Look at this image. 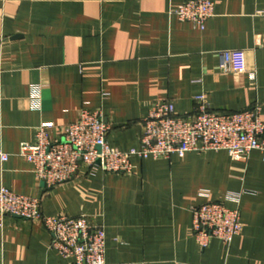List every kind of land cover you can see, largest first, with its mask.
<instances>
[{
    "label": "crops",
    "instance_id": "0c3cea01",
    "mask_svg": "<svg viewBox=\"0 0 264 264\" xmlns=\"http://www.w3.org/2000/svg\"><path fill=\"white\" fill-rule=\"evenodd\" d=\"M187 0H0V188L37 197L48 217L87 215L106 229L108 264H264V155L233 161L226 152L132 160L133 175L87 176L47 189L19 155L44 123L63 128L82 109L102 111L111 147L139 146L143 120L159 101L193 113L206 95L212 110L262 106L264 0H213L201 30L172 11ZM233 52V72L219 53ZM245 192H249L246 193ZM208 193V197L204 195ZM244 193V195H243ZM242 194L243 231L230 246L201 249L192 209ZM38 221L0 214V264H72Z\"/></svg>",
    "mask_w": 264,
    "mask_h": 264
},
{
    "label": "built area",
    "instance_id": "2783aa9c",
    "mask_svg": "<svg viewBox=\"0 0 264 264\" xmlns=\"http://www.w3.org/2000/svg\"><path fill=\"white\" fill-rule=\"evenodd\" d=\"M172 15L204 30L207 21L215 16V2L187 0ZM259 15L264 19V12ZM219 58L221 72L232 73L233 52H221ZM194 104L193 113L187 116L178 115L172 101L154 104L143 120L139 146L128 151L108 143L112 128L102 111L82 109L78 120L63 128L61 140L52 137L57 127L44 123L36 129L34 143L21 144L19 155L32 165L36 178L47 189L75 180L82 171L89 177L99 173L133 175L134 158L162 160L184 158L192 152H226L233 161H247L256 151L264 155L261 105L229 114L212 110L206 95L196 96ZM8 160L9 155L0 149L1 163ZM241 197L242 194H233L229 198L237 208L208 201L192 209L191 234L201 249L208 248L213 240L230 246L241 235ZM0 214L41 222L52 236L50 247L72 264H108L106 229L87 215L48 217L42 212L39 198L16 194L5 187L0 188Z\"/></svg>",
    "mask_w": 264,
    "mask_h": 264
}]
</instances>
